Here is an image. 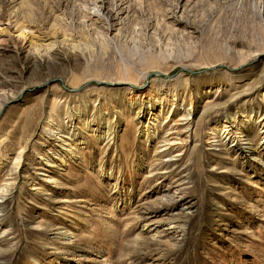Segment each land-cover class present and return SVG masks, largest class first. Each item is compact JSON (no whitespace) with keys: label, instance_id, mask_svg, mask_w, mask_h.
<instances>
[{"label":"rangeland","instance_id":"374dc122","mask_svg":"<svg viewBox=\"0 0 264 264\" xmlns=\"http://www.w3.org/2000/svg\"><path fill=\"white\" fill-rule=\"evenodd\" d=\"M0 196V264H264V0H0Z\"/></svg>","mask_w":264,"mask_h":264},{"label":"bare ground","instance_id":"6f19581e","mask_svg":"<svg viewBox=\"0 0 264 264\" xmlns=\"http://www.w3.org/2000/svg\"><path fill=\"white\" fill-rule=\"evenodd\" d=\"M150 106V105H149ZM131 109H136L137 111L135 112V114H137V113H140L141 112V110H142V106L141 105H132V108ZM149 111H151L150 113L152 114L153 113V111H152V109L150 108L149 109ZM160 114H161V112H163V110L161 109L160 111ZM155 113V112H154ZM84 115V114H83ZM159 115V114H158ZM186 116V115H185ZM188 116V115H187ZM86 117V116H85ZM143 115H141L140 116V114H139V116H138V119H143ZM147 117V116H146ZM140 120L138 121V122H140ZM83 122V121H82ZM226 126H224V129L220 132V134H221V137L223 138V140H228V139H230V136L228 135V130L225 128ZM219 129V128H218ZM218 129H216V128H212V129H210V131H209V135L211 136V137H215V135L217 134V133H219L218 131H220V130H218ZM86 131V130H85ZM110 131V130H109ZM58 134V133H57ZM70 135V137H72L73 136V134L72 133H70L69 134ZM111 135V134H110ZM105 136L106 137H110L109 136V133H107L106 132V134H105ZM105 137V138H106ZM166 144H168L167 142H166ZM67 145V144H66ZM64 159L62 158L60 161H59V163H58V165L60 166V165H62V164H64ZM2 190V189H1ZM3 192V191H2ZM3 200V197L2 196H0V201H2Z\"/></svg>","mask_w":264,"mask_h":264}]
</instances>
